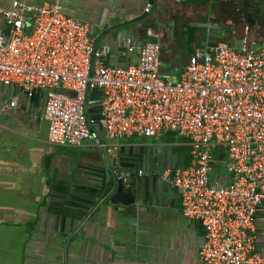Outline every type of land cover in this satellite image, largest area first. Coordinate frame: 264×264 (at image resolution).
Instances as JSON below:
<instances>
[{
  "label": "crops",
  "instance_id": "crops-1",
  "mask_svg": "<svg viewBox=\"0 0 264 264\" xmlns=\"http://www.w3.org/2000/svg\"><path fill=\"white\" fill-rule=\"evenodd\" d=\"M55 1L88 26L109 65L135 62L126 40L140 45L146 36L160 44L162 75L171 78L191 54L219 40L237 48L245 30L264 49V0H156L155 8L148 0ZM10 98L17 107L0 109V264H196L203 227L183 216L178 193L160 180L165 170L189 165L185 139L171 133L104 139L112 155L91 143L59 148L47 141L43 95L26 98L0 87V105ZM213 158L211 180L225 186L226 156L217 151ZM110 174L124 178L133 204H108ZM255 244L264 257V203L256 212Z\"/></svg>",
  "mask_w": 264,
  "mask_h": 264
},
{
  "label": "built area",
  "instance_id": "built-area-1",
  "mask_svg": "<svg viewBox=\"0 0 264 264\" xmlns=\"http://www.w3.org/2000/svg\"><path fill=\"white\" fill-rule=\"evenodd\" d=\"M1 1L7 6L0 4V87L26 98L43 95L48 143L68 149L91 143L112 155L104 139L168 133L185 139L189 165L165 170L160 180L178 193L183 216L203 227L196 264H264L255 244L256 212L264 203V49L247 30L237 48L219 40L191 54L171 78L162 75L157 42L127 39L125 52L135 62L109 65L88 26L55 0ZM16 107V98L0 105ZM217 151L226 156L225 186L211 180Z\"/></svg>",
  "mask_w": 264,
  "mask_h": 264
},
{
  "label": "water",
  "instance_id": "water-1",
  "mask_svg": "<svg viewBox=\"0 0 264 264\" xmlns=\"http://www.w3.org/2000/svg\"><path fill=\"white\" fill-rule=\"evenodd\" d=\"M150 6L156 7V0H148ZM148 15L143 16L139 21H143ZM146 32H144V35ZM144 41L148 43H156L157 40L152 39L150 36L144 37ZM108 187L106 190V196L108 198V204L114 206L126 207L134 203V195L127 192L124 183L121 180L115 181L113 176L110 174L108 178Z\"/></svg>",
  "mask_w": 264,
  "mask_h": 264
},
{
  "label": "rangeland",
  "instance_id": "rangeland-1",
  "mask_svg": "<svg viewBox=\"0 0 264 264\" xmlns=\"http://www.w3.org/2000/svg\"><path fill=\"white\" fill-rule=\"evenodd\" d=\"M163 22H165V21H163ZM169 23H171V21ZM89 112L91 113V115L93 117H95L98 114L99 108H98V103L97 102L89 105Z\"/></svg>",
  "mask_w": 264,
  "mask_h": 264
}]
</instances>
